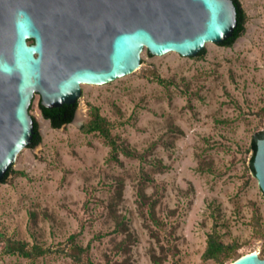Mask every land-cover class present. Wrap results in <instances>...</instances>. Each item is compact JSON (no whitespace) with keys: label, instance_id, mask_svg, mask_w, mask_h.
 Returning <instances> with one entry per match:
<instances>
[{"label":"rangeland","instance_id":"obj_1","mask_svg":"<svg viewBox=\"0 0 264 264\" xmlns=\"http://www.w3.org/2000/svg\"><path fill=\"white\" fill-rule=\"evenodd\" d=\"M240 2L247 20L232 46L208 42L195 56L143 48L134 72L81 85L68 124L51 127L33 95L41 141L12 164L26 175L0 183V264H74L57 253L3 252L6 237L56 248L73 233L90 242L95 264H220L201 259L215 221L238 255L264 257V194L249 169L251 140L264 130V0ZM90 105L146 160L110 159L103 138L85 131ZM140 190L156 198L154 220ZM128 233L126 251H116Z\"/></svg>","mask_w":264,"mask_h":264},{"label":"water","instance_id":"obj_2","mask_svg":"<svg viewBox=\"0 0 264 264\" xmlns=\"http://www.w3.org/2000/svg\"><path fill=\"white\" fill-rule=\"evenodd\" d=\"M235 26L232 0H0V180L33 147L35 93L44 108L73 104L82 84L134 72L143 48L148 56H195ZM253 168L264 194V137L256 139ZM230 264H264V257L250 253Z\"/></svg>","mask_w":264,"mask_h":264},{"label":"trees","instance_id":"obj_3","mask_svg":"<svg viewBox=\"0 0 264 264\" xmlns=\"http://www.w3.org/2000/svg\"><path fill=\"white\" fill-rule=\"evenodd\" d=\"M236 7V26L231 34L226 40L220 42V45L223 46H232L238 37H240L245 31V23L247 20V14L243 9L240 0H232ZM204 49H202L199 54H202ZM159 83H164V79L161 78L158 74H153L152 76ZM38 107L42 116L49 120L50 125L53 128L61 127L65 124H68L72 121L75 110L77 107V102L73 104H62L60 106L52 108H44L40 105V100L38 101ZM31 108V103L28 110ZM89 120L85 125V131L87 133H96L101 136L104 142L109 146V158L115 161H118V154L121 153L126 157L138 158L140 160H146L144 158V152H139L133 149L128 143L123 140H120L118 136L112 134V123L103 116L99 108L95 105H90L89 107ZM33 120V135L28 146H35L41 141V133L39 131L38 121L32 117ZM264 137V130L258 131L254 134L251 143L250 149L252 154L249 158V169L254 175L253 168V158L256 150V139ZM151 163L157 167L162 168L163 164L161 160L155 159ZM9 173L14 175L25 176V172L22 170H13L12 166L8 168L3 178L0 180V183L5 182L6 177ZM140 201L147 206L150 217L154 220L153 206L155 196L152 199L148 198L142 190L139 191ZM118 227L124 226V219L117 221ZM219 223L215 221L213 223L212 229L207 233L205 248L201 254L202 260H213L220 264H225V261H233L240 255L236 253V250L239 247V244L236 241L224 242L221 238L219 232ZM77 233L71 234L66 242L65 246H58L56 248H50L42 246L38 243L29 244L26 241L15 239L12 237H6L4 239L3 252L11 255H16L24 258L33 259L37 256L57 253L62 254L71 258L74 264H95L91 259L89 252L91 248L90 242L86 245H80L75 241ZM131 239V233L127 234V239H124L116 244V251H126L128 247V241ZM229 261V262H230Z\"/></svg>","mask_w":264,"mask_h":264},{"label":"flooded vegetation","instance_id":"obj_4","mask_svg":"<svg viewBox=\"0 0 264 264\" xmlns=\"http://www.w3.org/2000/svg\"><path fill=\"white\" fill-rule=\"evenodd\" d=\"M42 41H43V38H42ZM26 43L28 44V45H32L33 43H34V39L33 38H26ZM43 51H42V54H46L47 53V51H46V45H45V43H44V41H43ZM33 54H37V52H34Z\"/></svg>","mask_w":264,"mask_h":264},{"label":"bare ground","instance_id":"obj_5","mask_svg":"<svg viewBox=\"0 0 264 264\" xmlns=\"http://www.w3.org/2000/svg\"><path fill=\"white\" fill-rule=\"evenodd\" d=\"M230 263H231V262H230ZM230 263H229V264H230Z\"/></svg>","mask_w":264,"mask_h":264}]
</instances>
